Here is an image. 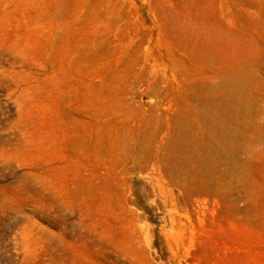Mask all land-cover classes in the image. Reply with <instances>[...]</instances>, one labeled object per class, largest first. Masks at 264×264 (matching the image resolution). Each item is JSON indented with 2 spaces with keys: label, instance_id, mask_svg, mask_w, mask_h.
<instances>
[{
  "label": "rangeland",
  "instance_id": "rangeland-1",
  "mask_svg": "<svg viewBox=\"0 0 264 264\" xmlns=\"http://www.w3.org/2000/svg\"><path fill=\"white\" fill-rule=\"evenodd\" d=\"M0 264H264V0H0Z\"/></svg>",
  "mask_w": 264,
  "mask_h": 264
}]
</instances>
